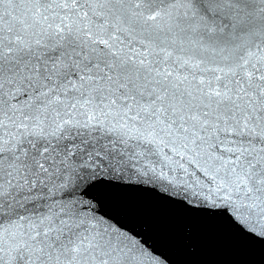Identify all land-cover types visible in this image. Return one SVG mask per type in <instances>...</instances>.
<instances>
[{
  "label": "snow or ice",
  "instance_id": "obj_1",
  "mask_svg": "<svg viewBox=\"0 0 264 264\" xmlns=\"http://www.w3.org/2000/svg\"><path fill=\"white\" fill-rule=\"evenodd\" d=\"M132 190L264 244V0H0V264H173Z\"/></svg>",
  "mask_w": 264,
  "mask_h": 264
},
{
  "label": "water",
  "instance_id": "obj_2",
  "mask_svg": "<svg viewBox=\"0 0 264 264\" xmlns=\"http://www.w3.org/2000/svg\"><path fill=\"white\" fill-rule=\"evenodd\" d=\"M105 210L134 230L151 223L150 238L173 264H230L244 240L226 220L205 217L204 241L197 253L190 252L167 227L170 221L186 213L153 193L132 190L110 195Z\"/></svg>",
  "mask_w": 264,
  "mask_h": 264
}]
</instances>
